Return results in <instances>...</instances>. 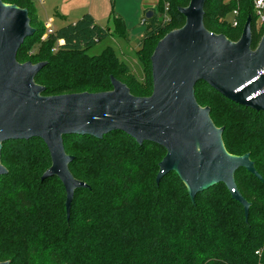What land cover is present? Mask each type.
I'll use <instances>...</instances> for the list:
<instances>
[{"label": "trees", "instance_id": "obj_1", "mask_svg": "<svg viewBox=\"0 0 264 264\" xmlns=\"http://www.w3.org/2000/svg\"><path fill=\"white\" fill-rule=\"evenodd\" d=\"M3 1L29 10L35 33L26 38L17 58L47 61L35 78L45 86L46 96L108 91L113 88L111 76L126 83L136 96L151 95L153 53L147 50L154 39L185 24L179 8L190 2L159 0L154 16L146 17L149 25L137 49L144 70L149 69L144 82L120 62L112 48L96 56L86 53L111 34L110 27L98 24L91 14L43 38L47 28L34 0ZM211 5L217 17L224 19L219 24L229 28L214 23ZM232 13L238 26L226 18ZM248 16L256 48L264 26L257 24L254 0H206V27L232 40L239 39L244 28L241 20ZM195 95L200 105L210 107L214 123L225 127L226 149L235 155L250 153L262 175L260 179L246 168L235 175L239 190L252 203L248 220L244 206L232 198L224 183L198 193L194 201L174 171L157 183L166 149L149 141L140 144L123 131L103 138L64 136L66 152L74 156L71 172L89 185L76 189L68 218L63 182L57 176L42 180L52 164L44 140H9L3 143L1 156L8 172L0 176V262L264 264V111L238 104L205 82L196 85Z\"/></svg>", "mask_w": 264, "mask_h": 264}, {"label": "water", "instance_id": "obj_2", "mask_svg": "<svg viewBox=\"0 0 264 264\" xmlns=\"http://www.w3.org/2000/svg\"><path fill=\"white\" fill-rule=\"evenodd\" d=\"M206 0H190L180 7L185 24L162 37L151 56L153 91L134 95L128 85L111 76L113 88L103 92L44 95L45 86L35 81L47 61L20 62L18 51L35 33L29 10L0 0V176L3 143L41 138L52 164L42 180L57 176L66 190L70 217L75 191L89 185L77 179L69 165L64 136L92 135L103 138L123 131L138 143L153 142L166 149L160 162L157 183L176 172L194 201L197 194L224 183L232 198L249 217L251 202L239 190L236 172L241 168L263 179L250 153L235 155L224 144L225 127H218L209 106L197 101L195 88L205 82L232 101L264 111V34L252 47V17L248 16L241 36L232 40L205 25ZM154 16L148 10L147 18ZM254 96L252 100L248 97ZM9 264V261L0 262Z\"/></svg>", "mask_w": 264, "mask_h": 264}, {"label": "rangeland", "instance_id": "obj_3", "mask_svg": "<svg viewBox=\"0 0 264 264\" xmlns=\"http://www.w3.org/2000/svg\"><path fill=\"white\" fill-rule=\"evenodd\" d=\"M102 0H60L58 2V7L56 9H68V5H77V4H86L92 5ZM110 8L106 16H103L99 20V24L102 26H109L111 29V34L103 37L95 44L90 46L86 53L89 56L100 55L106 48L110 47L114 50L116 56L125 64L132 72L135 74L136 78L139 81L148 80L149 78V69L144 70L143 62L138 55L137 49L141 47V40L145 36L147 26L149 25L148 21L144 22L146 18L147 11L141 10L138 7L140 0H109ZM37 9L41 12L42 22H45L46 15L51 17H56L55 9L53 8L54 4H57L55 0H45V3H41V0H35ZM148 5V4H147ZM211 12V18L214 20V23L218 24L222 28H229L228 25H220L219 23L223 22V18L217 17V12L215 6L211 5L209 8ZM112 11L114 12L112 15ZM120 17L121 21L119 22L117 18ZM233 13L227 15V19L233 24L234 18ZM218 18V19H217ZM55 20V19H54ZM247 20V19H246ZM246 20L242 19V24L246 23ZM60 24L59 19L57 18L54 22L55 27ZM49 33L46 31V34L43 38H46ZM161 39V38H160ZM158 39H154L150 44L147 53H153L156 46L154 47ZM154 47V48H153ZM146 48V47H145ZM246 175V173H242Z\"/></svg>", "mask_w": 264, "mask_h": 264}, {"label": "crops", "instance_id": "obj_4", "mask_svg": "<svg viewBox=\"0 0 264 264\" xmlns=\"http://www.w3.org/2000/svg\"><path fill=\"white\" fill-rule=\"evenodd\" d=\"M159 0H140V3L138 7L136 6V9L140 8L141 10L143 9L144 11L146 9L151 10L153 7L156 6ZM57 4L53 5V8L55 9V14L57 15L56 17H51L49 15H46L45 18V27L47 28V25L49 24L54 30L63 27L67 25L68 23L75 22L78 20L80 17H82L84 14L89 13L91 14L96 22L98 23L99 20L103 18V16H106L109 12L110 8V1L109 0H102L99 1L95 4L86 5V4H77V5H68V9H56L59 5L58 2L60 0H55ZM35 3V0H34ZM41 3H45V0H41ZM148 4V5H147ZM36 13L39 16V18H42L41 12L37 9L36 3ZM59 19L60 24L58 26L60 27H55L54 22L56 19ZM55 19V20H54ZM42 21V20H41ZM99 24V23H98Z\"/></svg>", "mask_w": 264, "mask_h": 264}, {"label": "built area", "instance_id": "obj_5", "mask_svg": "<svg viewBox=\"0 0 264 264\" xmlns=\"http://www.w3.org/2000/svg\"><path fill=\"white\" fill-rule=\"evenodd\" d=\"M167 6H168V4H167ZM167 8L168 7H166V9ZM254 8H255V13L257 15L258 26H264V0H254ZM234 13L237 14L238 11H235ZM167 18H168V16H166V19ZM144 22H146V18H145ZM238 24H239L238 20L235 19L233 25L238 26ZM47 32L49 34L54 32V29L49 24L47 25ZM56 49L57 48H54V50H56ZM260 74L264 75V70L261 71ZM254 96H257V95H253V96L248 97V100H252Z\"/></svg>", "mask_w": 264, "mask_h": 264}]
</instances>
